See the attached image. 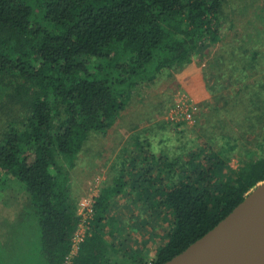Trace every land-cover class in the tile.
Returning a JSON list of instances; mask_svg holds the SVG:
<instances>
[{
	"label": "trees",
	"instance_id": "16d2710c",
	"mask_svg": "<svg viewBox=\"0 0 264 264\" xmlns=\"http://www.w3.org/2000/svg\"><path fill=\"white\" fill-rule=\"evenodd\" d=\"M223 1L0 0V108L6 119L0 137V192L6 186L3 176L24 185L46 264H63L70 252L78 216L69 170L90 133L105 135L138 85L186 66L201 48L218 44ZM231 56L230 77L238 75L236 64L246 62H238L233 52ZM216 62L223 68L228 60L220 56ZM263 91L261 83L245 86L246 99H233L228 110L253 113L218 119L225 145L193 153L186 163L192 168H182L177 182L164 184L161 176L170 178L173 163L163 160L154 175L152 155L141 150L146 167L134 184L152 189L156 205L173 216L151 264H164L183 252L264 181V135L255 160L218 180L234 149L227 142L229 124L264 130ZM130 177L122 170L96 198L91 235L72 264H137L108 215L110 200L125 191ZM0 264L8 263L0 258Z\"/></svg>",
	"mask_w": 264,
	"mask_h": 264
},
{
	"label": "rangeland",
	"instance_id": "374dc122",
	"mask_svg": "<svg viewBox=\"0 0 264 264\" xmlns=\"http://www.w3.org/2000/svg\"><path fill=\"white\" fill-rule=\"evenodd\" d=\"M220 36L218 44L201 48L186 66L165 71L152 83L138 85L108 132L90 133L69 170L76 215L82 200L96 199L103 189L113 185L122 170L131 175L125 191L110 200L108 215L112 226L121 233L117 237L129 242L128 256H137V264L152 263L173 221L167 209L156 205L158 197L152 189L134 184L146 167L140 161L145 157L143 151L153 157L154 175L162 168L163 160L173 163L175 171L170 178L166 173L161 176L164 184L177 182L182 168H192L186 163L193 153L201 149L206 153L217 151L225 145L218 119L229 121L253 113L241 108L229 111V103L235 98L246 99V85H264V0H224ZM231 52L240 58L238 62L246 61L236 64L239 76L230 77L234 71L228 65ZM220 56L228 60L223 68L216 64ZM0 111L3 112L1 108ZM11 114L9 111L8 117ZM15 115L19 118L18 113ZM5 121L4 112L0 113V137ZM230 124L227 142L234 149L228 152L220 181L255 160L258 145L264 143V130L259 127L251 131L250 125L239 128ZM3 179L6 186L0 192L1 260L8 264H46L40 251L39 224L24 185L7 176Z\"/></svg>",
	"mask_w": 264,
	"mask_h": 264
},
{
	"label": "water",
	"instance_id": "95a60500",
	"mask_svg": "<svg viewBox=\"0 0 264 264\" xmlns=\"http://www.w3.org/2000/svg\"><path fill=\"white\" fill-rule=\"evenodd\" d=\"M164 264H264V181L224 221Z\"/></svg>",
	"mask_w": 264,
	"mask_h": 264
},
{
	"label": "built area",
	"instance_id": "2783aa9c",
	"mask_svg": "<svg viewBox=\"0 0 264 264\" xmlns=\"http://www.w3.org/2000/svg\"><path fill=\"white\" fill-rule=\"evenodd\" d=\"M96 199H85L79 203L78 224L72 235L70 252L66 256L63 264H72L78 254L81 244L91 235L90 223L94 215V205Z\"/></svg>",
	"mask_w": 264,
	"mask_h": 264
}]
</instances>
